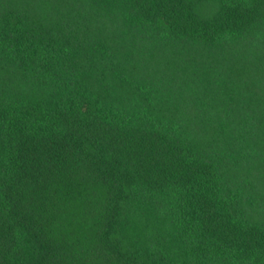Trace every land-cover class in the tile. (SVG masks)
I'll use <instances>...</instances> for the list:
<instances>
[{
	"label": "trees",
	"instance_id": "16d2710c",
	"mask_svg": "<svg viewBox=\"0 0 264 264\" xmlns=\"http://www.w3.org/2000/svg\"><path fill=\"white\" fill-rule=\"evenodd\" d=\"M0 264H264V0H0Z\"/></svg>",
	"mask_w": 264,
	"mask_h": 264
}]
</instances>
